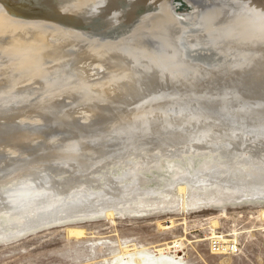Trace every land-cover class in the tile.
<instances>
[{
	"label": "water",
	"instance_id": "obj_1",
	"mask_svg": "<svg viewBox=\"0 0 264 264\" xmlns=\"http://www.w3.org/2000/svg\"><path fill=\"white\" fill-rule=\"evenodd\" d=\"M264 199V0H0V240Z\"/></svg>",
	"mask_w": 264,
	"mask_h": 264
},
{
	"label": "rangeland",
	"instance_id": "obj_2",
	"mask_svg": "<svg viewBox=\"0 0 264 264\" xmlns=\"http://www.w3.org/2000/svg\"><path fill=\"white\" fill-rule=\"evenodd\" d=\"M263 200L148 217H117L111 209L104 211L105 219L54 224L3 239L0 264H118L126 245L147 251L171 246L185 264H264ZM212 218L218 221L215 233L239 245L236 255L211 251ZM171 220L173 227L164 228ZM69 228L82 229L84 236L69 235Z\"/></svg>",
	"mask_w": 264,
	"mask_h": 264
},
{
	"label": "bare ground",
	"instance_id": "obj_3",
	"mask_svg": "<svg viewBox=\"0 0 264 264\" xmlns=\"http://www.w3.org/2000/svg\"><path fill=\"white\" fill-rule=\"evenodd\" d=\"M238 202H234V203L237 204ZM228 203L234 204L233 202H228ZM225 204L226 203L219 204V205L221 206V205H225ZM110 211H111V209H110ZM111 214H113V213L108 212L109 216ZM260 214H261L260 217L264 219V208L260 210ZM105 215H107V214H105ZM170 224L171 225L164 226V228L173 227V221L172 220L170 221ZM210 225H211V238H213V237H216V239L223 238V239H220V240L218 239V240L221 242L222 241L227 242L223 236H221L219 234L217 235L214 231L215 227L218 225V221L216 219L212 218L210 221ZM68 233H69V235H73L75 237H79L82 235L84 236V231L80 228H69ZM7 239H9V237L4 239V240H7ZM213 239H215V238H213ZM0 241H3V239H1ZM176 244H177V242L174 243V247ZM130 247H132V246L126 245V247H124V254L121 255V259L119 260L118 264H122V262H126L124 264H185L182 257L177 254L179 251H177V250L172 251L171 246H166V247L164 246V247L156 248L152 251L151 250L147 251L145 249L138 250L134 245L132 248H130ZM177 247H179V246H177Z\"/></svg>",
	"mask_w": 264,
	"mask_h": 264
},
{
	"label": "built area",
	"instance_id": "obj_4",
	"mask_svg": "<svg viewBox=\"0 0 264 264\" xmlns=\"http://www.w3.org/2000/svg\"><path fill=\"white\" fill-rule=\"evenodd\" d=\"M209 241H210L209 244L211 251L214 250L218 254L236 255L240 249L237 242L232 240H229L227 242L224 241L221 242L215 238V239H210Z\"/></svg>",
	"mask_w": 264,
	"mask_h": 264
}]
</instances>
